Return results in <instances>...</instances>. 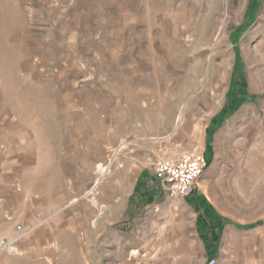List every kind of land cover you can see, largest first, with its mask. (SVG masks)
Returning a JSON list of instances; mask_svg holds the SVG:
<instances>
[{
  "label": "rangeland",
  "instance_id": "1",
  "mask_svg": "<svg viewBox=\"0 0 264 264\" xmlns=\"http://www.w3.org/2000/svg\"><path fill=\"white\" fill-rule=\"evenodd\" d=\"M0 100L21 126L34 115L42 128L82 134L81 147L69 151L79 172L73 206H104L107 232L99 238L91 218L86 264H122L117 242L121 251L124 236L161 211L183 214L201 246L196 215L157 168L174 154L205 155L206 128L224 110L201 180L212 183L224 213L260 218L264 0H0ZM144 170L162 197L138 209L128 196ZM167 219L176 232L177 219ZM261 243L252 254L264 260Z\"/></svg>",
  "mask_w": 264,
  "mask_h": 264
},
{
  "label": "crops",
  "instance_id": "2",
  "mask_svg": "<svg viewBox=\"0 0 264 264\" xmlns=\"http://www.w3.org/2000/svg\"><path fill=\"white\" fill-rule=\"evenodd\" d=\"M34 120L33 115L32 124L21 126L19 118L0 100V237L15 240L14 250L0 253V264H76L77 251L80 263L86 264L83 246L84 240L92 236L91 218L92 230L97 231L99 238H105L107 232L104 206L96 211L84 205L73 206L72 175L79 172L69 151L81 147L82 134L74 133L76 129L72 127L48 130ZM211 124L206 128L204 148L210 158L207 168L214 158L217 136L218 141L221 137L216 132L225 121L210 132L211 150H208ZM65 125L66 122L62 124ZM71 130L74 132L70 133ZM148 179L152 180L144 170L133 181L134 188L128 196L130 206L135 204L143 209L162 197L161 187L155 181L150 185ZM201 179L202 176L197 191L181 196L196 215L194 230L201 246L190 239V223L183 214L161 211L160 218H148L139 225L138 232L124 236L121 251L117 242L116 258L122 264H209L210 259L217 260V264L264 263L256 253L252 254L262 242L264 259V203L258 204L260 218L236 220L218 208L217 198L210 189L212 183ZM169 217L177 219L176 232L170 230ZM156 244L160 248L157 253ZM197 248H200V260L195 256ZM240 256L246 261L237 262Z\"/></svg>",
  "mask_w": 264,
  "mask_h": 264
},
{
  "label": "built area",
  "instance_id": "3",
  "mask_svg": "<svg viewBox=\"0 0 264 264\" xmlns=\"http://www.w3.org/2000/svg\"><path fill=\"white\" fill-rule=\"evenodd\" d=\"M206 166V155L201 152H188L162 160L157 169L164 184L175 194L185 196L198 190V181ZM7 249H15V240L0 237V253ZM209 264H217V260L210 259Z\"/></svg>",
  "mask_w": 264,
  "mask_h": 264
},
{
  "label": "trees",
  "instance_id": "4",
  "mask_svg": "<svg viewBox=\"0 0 264 264\" xmlns=\"http://www.w3.org/2000/svg\"><path fill=\"white\" fill-rule=\"evenodd\" d=\"M226 113H227L226 110H224L220 117L215 116V117L212 119V120H213V121H212V124H211V126L209 127V129H208V134H209V136H210V132H211L213 129H215L217 126H219L220 123H222V122L224 121V119H225V114H226ZM207 149H208V150H211V136H210V142H208V145H207ZM206 159H207V165H208L210 158H209L207 155H206Z\"/></svg>",
  "mask_w": 264,
  "mask_h": 264
},
{
  "label": "bare ground",
  "instance_id": "5",
  "mask_svg": "<svg viewBox=\"0 0 264 264\" xmlns=\"http://www.w3.org/2000/svg\"><path fill=\"white\" fill-rule=\"evenodd\" d=\"M221 76H223V77H224V75H221ZM105 170L107 171V168H105ZM106 171H105V172H106ZM105 172H104V173H105Z\"/></svg>",
  "mask_w": 264,
  "mask_h": 264
}]
</instances>
